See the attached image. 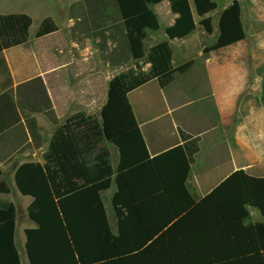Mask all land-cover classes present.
Wrapping results in <instances>:
<instances>
[{"label":"trees","instance_id":"obj_1","mask_svg":"<svg viewBox=\"0 0 264 264\" xmlns=\"http://www.w3.org/2000/svg\"><path fill=\"white\" fill-rule=\"evenodd\" d=\"M226 1L81 0L69 8V17L78 20L70 36L77 42L95 41L100 61L110 67L133 65L119 76L124 93L152 81L165 86L192 63L173 69L168 42L144 54L146 32L159 30L151 6L169 4L176 20L164 33L174 41L195 31L191 5L198 25L211 35L208 16ZM30 26L25 15L0 16V143L7 150L10 138L19 140L20 135L4 132L20 120L3 52L24 45ZM56 31L50 20H44L35 37ZM244 40L241 7L233 1L220 15L216 42L204 54ZM46 110L55 129L44 164H23L14 174L17 192L32 200L27 217L35 229L24 232L29 264H104L140 253L162 234L167 264H264V176L233 172L196 202L186 182L199 152L198 139L183 138L181 147L150 158L140 131H128L110 142L119 157L113 171L109 151L99 146L103 132L95 118L75 113L57 127L49 104ZM29 136L35 143V134ZM17 146L15 142L11 151ZM111 188L115 231L102 200ZM8 194L10 188L1 180L0 195ZM250 210L259 214L260 222L251 223ZM16 219L14 206H0V264H20Z\"/></svg>","mask_w":264,"mask_h":264},{"label":"crops","instance_id":"obj_2","mask_svg":"<svg viewBox=\"0 0 264 264\" xmlns=\"http://www.w3.org/2000/svg\"><path fill=\"white\" fill-rule=\"evenodd\" d=\"M80 1L0 0V16L25 15L31 20L26 43L3 52L12 80V98L20 120L14 129L4 133H18L20 138L15 141L10 138L7 144L9 151L0 143V181L5 180L10 188V194L0 195V206L12 205L16 208L15 245L20 264H29L24 232L35 229V226L27 217L32 200L17 192L14 174L23 164H44L43 157L55 129L46 114L47 104L57 127L75 113L98 121L104 144L99 146L109 151L113 171L119 157L110 142L128 131H140L150 158L181 147L183 138L198 139L199 152L186 182L188 193L196 202L233 172H247L254 167L248 162L236 165L237 158L232 155V145L235 143H252L253 127H246L247 122L252 123V117L248 115L247 119L245 115L252 108L247 103L253 99L264 102L263 93H253V80L247 74V63L252 56H247L251 45L244 28L241 0H227L208 16L212 18L211 35H207L198 25L200 20L191 5L195 31L187 38L174 41H168L164 33L176 20L169 4L162 2L151 6L158 22L161 18L167 26L161 29L159 23L158 31L146 32L144 54L147 55L156 44L168 42L173 69L187 63L192 65L185 72L174 74L165 86L152 81L129 94L124 93L119 76L134 69L132 64L110 67L100 61L95 41L77 42L71 39L70 30L78 20L69 17V8ZM233 1H237L241 7L245 40L204 54V49L216 42L220 15ZM245 1L251 9L249 18L255 23L254 7L263 0ZM44 20H50L57 31L37 39L35 35ZM92 42L95 46L91 45ZM148 70L149 65H145L143 72L147 73ZM238 122L241 127L237 126ZM30 133L35 134V143H32ZM15 142L18 146L12 152L11 146ZM23 147L26 150H21ZM260 166L264 173V161ZM114 192V188H111L102 194L108 219L113 214L111 197ZM194 192L199 194L197 199ZM163 236L160 235L134 256L104 264H125L131 259L136 264H167L164 241L159 250H153ZM149 254H152V261Z\"/></svg>","mask_w":264,"mask_h":264},{"label":"rangeland","instance_id":"obj_3","mask_svg":"<svg viewBox=\"0 0 264 264\" xmlns=\"http://www.w3.org/2000/svg\"><path fill=\"white\" fill-rule=\"evenodd\" d=\"M218 1V0H214ZM244 13H243V22H244V28L245 31L248 34V43L251 45V47H248V54L247 56H252V59L249 60L247 63V74L250 78L253 80V86L252 90L255 94H261L263 93L264 97V0L261 2L258 6H255V12H256V18L255 23H253L249 18V11L251 9L246 4L245 0H241ZM222 7V4H221ZM156 10V9H155ZM160 27L161 29H164L167 26V23H165L160 18ZM92 46H95V43L92 42ZM250 52V54H249ZM144 68V66H143ZM133 70L129 69L128 71ZM126 71V73L128 72ZM125 74V73H124ZM254 95V94H253ZM251 106V110L249 113H246L247 119L248 115L249 117H252V123L249 124L247 122L246 127H253V139L252 143H247L245 145L243 143H235V145H232V155L234 158H237V163L243 164L244 162H248L254 165L253 169L247 171L251 175H261L264 176V173H262V168L260 166V163L264 161V102H259L253 99L251 102H248L247 105ZM238 127H241V124L238 122ZM102 145H104L102 143ZM103 148H105L103 146ZM234 168L232 167V171ZM195 198L197 199L199 197L198 192L193 193ZM250 217H251V223L260 222L261 218L259 214L254 211L250 210ZM20 221V218H19ZM109 222L111 225V228L113 231H115V225H114V218L113 215H109ZM164 241V247L166 249V238L163 236L158 242L153 246L157 250L161 248V244ZM158 254V253H157ZM156 254V255H157ZM151 256L150 260L152 261V254H149ZM148 258V255H147ZM161 262H157V264H160ZM125 264H136L134 263V260H129V262H126Z\"/></svg>","mask_w":264,"mask_h":264}]
</instances>
